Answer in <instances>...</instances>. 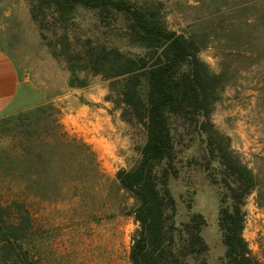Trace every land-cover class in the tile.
Wrapping results in <instances>:
<instances>
[{
    "label": "rangeland",
    "instance_id": "374dc122",
    "mask_svg": "<svg viewBox=\"0 0 264 264\" xmlns=\"http://www.w3.org/2000/svg\"><path fill=\"white\" fill-rule=\"evenodd\" d=\"M126 1L161 4L168 28L196 37L205 47L200 60L222 77L211 123L257 176L260 188L247 200L243 235L264 264V0ZM15 7L17 16L5 15ZM24 9L31 15V0L0 1V44L15 59L27 94L40 99L0 116V198L30 205L40 227V253L49 264H132L136 200L117 174L139 163L146 132L122 120V111L107 100L110 81L82 70L80 59L97 45L140 51L122 37V15L105 21L98 11L78 7L62 25L50 10L42 31L33 19L32 29L23 25ZM182 158L185 166L170 181L177 223L202 214L208 264H224L220 167L213 162L212 181L202 169L198 141L183 149Z\"/></svg>",
    "mask_w": 264,
    "mask_h": 264
},
{
    "label": "trees",
    "instance_id": "16d2710c",
    "mask_svg": "<svg viewBox=\"0 0 264 264\" xmlns=\"http://www.w3.org/2000/svg\"><path fill=\"white\" fill-rule=\"evenodd\" d=\"M78 7L98 11L105 21L124 16L122 37L140 51L97 45L80 59L82 70L90 69L110 81L107 100L122 111V120L138 123L146 132L139 163L117 174L121 188L136 200L131 213L137 225L131 263L208 264L209 247L202 236L206 220L202 214L192 213L187 222L178 224V203L170 188V181L185 166L183 149L198 141L206 161L202 169L216 180L211 170L217 162L226 188L219 217L227 249L224 264H260L243 235L247 200L260 187L255 172L234 156L228 138L211 123L223 79L200 60L204 45L196 37L170 30L161 4L156 3L31 0V16L43 31L46 11L52 10L63 25L74 19ZM56 122L60 124L59 119ZM30 157L28 152L26 159ZM36 223L25 200L0 198V264H49L40 253L42 240Z\"/></svg>",
    "mask_w": 264,
    "mask_h": 264
},
{
    "label": "crops",
    "instance_id": "0c3cea01",
    "mask_svg": "<svg viewBox=\"0 0 264 264\" xmlns=\"http://www.w3.org/2000/svg\"><path fill=\"white\" fill-rule=\"evenodd\" d=\"M16 7L6 12V16H17ZM23 22L32 29V21L28 9L22 11ZM26 83L21 81L20 72L11 52L0 44V116L16 113L28 106L38 103L39 97L27 94Z\"/></svg>",
    "mask_w": 264,
    "mask_h": 264
}]
</instances>
